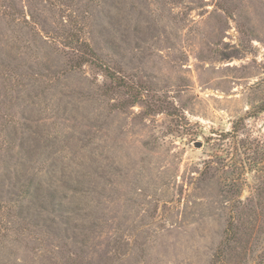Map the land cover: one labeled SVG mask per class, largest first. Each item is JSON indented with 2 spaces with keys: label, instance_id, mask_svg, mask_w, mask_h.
Wrapping results in <instances>:
<instances>
[{
  "label": "rangeland",
  "instance_id": "obj_1",
  "mask_svg": "<svg viewBox=\"0 0 264 264\" xmlns=\"http://www.w3.org/2000/svg\"><path fill=\"white\" fill-rule=\"evenodd\" d=\"M0 264H264V0H0Z\"/></svg>",
  "mask_w": 264,
  "mask_h": 264
},
{
  "label": "water",
  "instance_id": "obj_2",
  "mask_svg": "<svg viewBox=\"0 0 264 264\" xmlns=\"http://www.w3.org/2000/svg\"><path fill=\"white\" fill-rule=\"evenodd\" d=\"M194 146H200V142H198V141H196L195 143H194Z\"/></svg>",
  "mask_w": 264,
  "mask_h": 264
}]
</instances>
